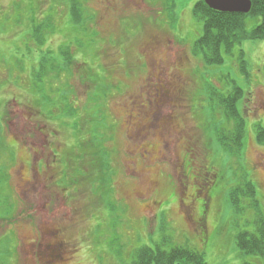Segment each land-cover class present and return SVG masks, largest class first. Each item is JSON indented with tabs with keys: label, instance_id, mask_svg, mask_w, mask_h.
Listing matches in <instances>:
<instances>
[{
	"label": "rangeland",
	"instance_id": "374dc122",
	"mask_svg": "<svg viewBox=\"0 0 264 264\" xmlns=\"http://www.w3.org/2000/svg\"><path fill=\"white\" fill-rule=\"evenodd\" d=\"M196 2L84 0L95 16L87 23L93 34L72 36L96 39L89 67L95 53L106 51L104 63L116 71L109 70L114 83L106 91L103 113L116 126L111 147L117 176L109 198L117 201L115 210L124 212L111 214L110 202L85 194L80 185L77 191L64 190L59 177L70 152L82 143L74 131L76 117L85 120L80 110L87 85L72 80L67 86L64 75L47 77L41 88L32 85L41 53L30 39L32 25L41 23L50 8L54 29L61 31L65 0H0V189L5 199H0V211H13L0 223V264H28L30 248L25 244L35 245L40 238L42 250L48 251L49 232L63 241L56 264H99L101 254L105 264H120L112 249L118 247L121 259L129 262L134 249L153 247L161 239L165 249L188 246L200 252L206 264H264V259L243 255L235 245L237 234L253 233L259 216L264 221V144L255 142L257 127L264 128V38L244 35L238 46L225 51L222 65L206 66L192 48L202 27L192 17ZM259 21L245 17L244 30L250 32ZM55 35L47 39L48 46L63 43L64 33ZM69 40L66 44L74 49L80 46ZM158 82L169 86L166 92L155 89ZM42 88L48 89V97L55 90L70 95L69 88H74L68 98L73 109L56 110L54 101L59 100L46 101L37 92ZM211 88L217 97L241 89L236 97L244 122L236 130L241 139L225 145L227 157L220 133L210 135L207 124L208 133L201 128L203 117L214 116L218 128L225 118L223 110L204 112ZM192 93L195 97H188ZM71 110L78 113H66ZM232 127L228 122V129ZM13 141L17 151L7 146ZM146 152L150 155L144 156ZM241 174L253 182L258 208L246 202L236 213L226 193ZM210 175L216 185L206 191ZM146 178L153 183L148 195L141 187ZM134 193L142 198L136 200Z\"/></svg>",
	"mask_w": 264,
	"mask_h": 264
},
{
	"label": "trees",
	"instance_id": "16d2710c",
	"mask_svg": "<svg viewBox=\"0 0 264 264\" xmlns=\"http://www.w3.org/2000/svg\"><path fill=\"white\" fill-rule=\"evenodd\" d=\"M250 1L251 8L250 12L247 15L223 14L214 12L208 9L202 3V1L197 2V4L194 6L192 11L194 19L202 23V28L200 31L201 35H198L197 40L193 42L192 48L195 55L200 56L206 66H211L212 64L214 66L222 65L224 61L223 54L227 55L226 52H229V49L231 51V49L233 50L234 47L238 46L240 44V41L243 40L244 35L252 36L255 39L258 37L264 38V0ZM41 2H45V0H39V3ZM65 7L67 10L65 13H63L65 15V19L63 20L61 31H56V29H54V23L51 19L52 16H50L51 14H49L50 8L48 9L46 16L42 18L41 23L32 25L30 39L32 38V42L35 47L36 45L37 47H41L39 48L41 53L37 63L38 71L35 74L36 78H32V85H34V88H41V86L43 87L44 81L45 79H47V77L50 76L51 78L54 76L55 79H59L63 75V78H65V82H67V86H71L70 83H73L72 80H76V82H78L77 80H79L80 83L87 85L85 91V95L87 98L81 105L82 107L80 110L82 111L85 120L83 122L80 121L82 115L80 117H76L78 126L77 130L74 131L75 135L78 136V138H82V143L75 151L70 152L71 157L67 159V167H65L64 170L62 168L61 171L59 169V177L61 175V181L63 180V183H65L64 190H69L72 187L73 191H77L76 188L79 185L80 188H82L83 186V189H85L86 192L85 194H90L91 197L97 200L101 199L105 204L107 201L110 202L107 207L109 206L111 208V214L117 212L123 214L124 208H121L120 211L115 210V206L118 207V203H116L117 201H113L109 198L111 197V192H109V189L112 190V182L117 176V171L116 169H114L113 165L114 163H112V161L114 160L113 156L115 154V151H113L111 147V144H113L114 141L113 134L116 126L108 123V118L106 117L105 113H103L106 112V108L103 105V101H106L108 97L106 91L110 90L109 88L113 85L112 83H114V80L109 78V70L115 73V75L116 71L110 64L104 63V60H106L105 57L107 56L106 51H104L103 54L95 53V55L91 57L93 59V62L96 63L97 66L96 64L94 65V63H91L89 67L87 64V59H89L90 52L94 48L93 44L95 43L96 39L91 42L88 40V38L80 39L78 37H81V35L85 36L93 34L92 31L88 29L89 25L87 23L89 22V20L95 18V16L89 8L84 7V0H65ZM247 16L253 19L260 20L259 23L250 30V32H246V30H244V24L242 23V19ZM60 32L64 33V35H62L61 37L63 43L60 44V42H57L58 44L54 47L50 45L48 46L47 41L50 40L49 38L52 37L54 39L56 36H58L55 34H60ZM75 32H79V36H72V33ZM84 32L86 34H84ZM69 39H75V41L80 43V46L74 49L70 44H66L67 40L70 41ZM152 45L157 46V43L153 42ZM123 53H125L126 55V52ZM53 54L55 55L54 57ZM240 55L243 56L242 51L240 52ZM86 56L88 57L86 58ZM137 59L140 60V56H138ZM241 61L244 62L243 58L241 59ZM118 62L122 63L121 59H119ZM83 63L87 64V69H83L84 66H86L83 65ZM140 63L142 62L140 61ZM78 67H81V69L78 70ZM139 68L140 66L138 67V70ZM76 69L79 73L76 71ZM103 74L106 76V78L103 76ZM158 83L159 85H156L155 89H157V91L160 93H162V91L166 92L167 87L169 86H166V83ZM44 91L46 92L48 91V89L45 90L44 88H42L37 92L40 93L42 98H44L46 101H54L55 98L56 100H59V102L54 101V105L58 106L56 110L61 111L60 108L62 107L64 108V110L71 108V105L73 103L72 101H69L68 98L71 97L70 95H74V88H69L68 91L70 92V95H67L68 93H66V91L64 90H62L63 93L56 92V90H51L52 93H49L50 97H48L44 95ZM238 92L241 91L237 88L233 93L230 92L225 95L220 94L217 97V92L214 90V88H211V93L209 94L210 99L208 98L206 104L203 103V105L205 104L204 112L211 111L212 113L217 110H223V112L225 111V118H221L222 124L219 128L217 127L214 116H209L208 119H205L203 117L204 125L203 127L200 126L203 132L208 133L207 127H205V124H207L209 133L212 136L220 133L221 138L224 139L223 141H221V144L224 145L221 149L222 153L224 154L226 153L225 145L229 146L231 143V145H236L241 139L240 133L236 134L238 126H241V123H244L242 117L239 114V109L236 105L238 102L236 101ZM178 94L179 93L176 90V96ZM190 96L195 97L193 93L192 95H188V97ZM156 100H158L157 97ZM187 100L191 103H194V100L191 98ZM4 108L5 107H3L2 109ZM4 111H6V108L1 111L2 115L6 113ZM67 112H73V115L78 113L77 110L66 111V113ZM55 119L57 118L55 117ZM105 120L106 123H104ZM228 122H232V128L234 129H228ZM51 123L55 124V122ZM82 123H85V125H83ZM223 131L225 135H223ZM16 143L17 142L13 141L12 145L7 144V146H9V150L17 151V149H14ZM256 143L260 145L264 144V129H259V127H257L256 132ZM149 155L150 154H144V156ZM226 155L227 154H225V156ZM140 157L142 158L141 160L144 159V157ZM235 157L238 156L235 155ZM87 165H89L90 167H88ZM134 174H136V172H134ZM144 174L145 173L143 172V176ZM0 176H2V173H0ZM124 177L127 178L126 175H124ZM141 181L149 187L153 186V183L150 181V179L146 178V180L142 179ZM214 185H216V180L213 178V176H211V183H208L206 191L210 190V188H212ZM229 187L230 188L228 189L226 194L229 200V204L234 212L240 213L244 208L241 206L245 205L246 202L248 203L249 207L254 209L258 208L257 199L255 196L256 189L253 182L246 175L241 174L239 179H237L236 182H234V184ZM135 193L134 195L136 200L137 198H142L138 197V195H136ZM2 197L3 195L0 189V199L3 202L5 199ZM155 201V199H152V202H154L158 207L157 209H159L161 205L159 203L157 204ZM2 202L0 201V203ZM144 203L147 202L145 201ZM13 207L14 204H11L10 208L13 209ZM12 212V210L8 212L4 210L2 212L0 211V223L4 220H7L4 219L6 218L5 216L11 214ZM114 218L119 219L118 216H115ZM199 221L202 222L203 220ZM254 224L256 226V229L253 233L244 231L237 234L235 238L236 249H238L239 252L243 255H249L251 257L254 256L264 259V221L262 219V216H259L258 221H255ZM46 238L48 239L49 245L45 248L48 251L42 250L43 246L39 244L41 238L35 243V245L32 242L25 244V247L30 248V259L28 260V264L57 263V251H60L59 242H63L61 241L62 237L60 235H54V232H49V234L46 235ZM165 243L166 241L164 239H161L159 243L157 242L153 245V247L140 246L134 249L133 252L130 253L131 255L129 262H124V260L121 259L120 249H118L119 247L112 249L114 250L113 252L116 251L114 253L115 258L119 261L120 264H206V262L204 261L205 259L200 252L188 248V246H176L170 249H165ZM101 255V261L99 264H105ZM46 256H48L47 258H50V260H47L45 258Z\"/></svg>",
	"mask_w": 264,
	"mask_h": 264
},
{
	"label": "water",
	"instance_id": "95a60500",
	"mask_svg": "<svg viewBox=\"0 0 264 264\" xmlns=\"http://www.w3.org/2000/svg\"><path fill=\"white\" fill-rule=\"evenodd\" d=\"M212 11L228 14H247L251 8L250 0H202Z\"/></svg>",
	"mask_w": 264,
	"mask_h": 264
},
{
	"label": "flooded vegetation",
	"instance_id": "af4514ba",
	"mask_svg": "<svg viewBox=\"0 0 264 264\" xmlns=\"http://www.w3.org/2000/svg\"><path fill=\"white\" fill-rule=\"evenodd\" d=\"M146 154H148L147 152H146ZM143 184V183H142ZM141 187H143L144 189H145V191L147 192V195L148 194H150V192H151V189H152V186L151 187H149L148 185H146V184H143ZM144 197V196H143ZM146 197V196H145ZM144 197V198H145ZM62 247V244H60V248Z\"/></svg>",
	"mask_w": 264,
	"mask_h": 264
}]
</instances>
